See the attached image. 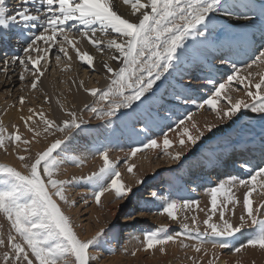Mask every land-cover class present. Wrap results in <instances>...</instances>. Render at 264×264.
Here are the masks:
<instances>
[{
	"label": "rangeland",
	"instance_id": "374dc122",
	"mask_svg": "<svg viewBox=\"0 0 264 264\" xmlns=\"http://www.w3.org/2000/svg\"><path fill=\"white\" fill-rule=\"evenodd\" d=\"M25 1H28L27 6L20 5L17 7L15 4L19 1L15 2L12 7L16 9L17 12L15 15L8 16L6 19H8L7 24L12 23L11 25H14L13 23L16 21L19 27L24 28L26 25V30H29L27 35H29V38H32L30 42L36 39L42 41V39L47 38L44 36H49V34L51 36V33L48 32L47 29L60 19V23L58 22L59 24L56 29L57 32H55L53 28L55 34L52 35H55V43L63 41L65 43L67 40H75L76 45L85 51L84 36H82L83 29L81 27L86 23L85 21L87 18L91 19L93 17H98L102 19L109 17L108 15H100L98 12L91 11V9L84 4L83 0H37L35 1L36 4L34 0H20V2ZM192 1L193 0H191L189 4L182 0H171L169 2L172 3L171 9H173L175 13H177L178 9V16L180 18H186L190 22V25L191 22H196L200 15H205V13L208 12L206 9L209 5L217 4V1L223 2L224 0H196L195 4H193ZM1 2L0 0V7L2 6ZM49 3H53L51 5L52 9L47 8ZM157 3H159L158 0H152L149 3L152 12L145 15V17L137 23V26L130 28L125 25L130 35V40L127 44L128 47L124 53L125 55H123L120 66L115 73L111 74L108 81H105V77H108L107 74H101L99 71L91 68L90 65L78 69L77 73L79 79L83 82L85 87H87L86 90L93 94L89 103H85V105L81 107V111L79 110L77 112L81 114L80 119L71 122L67 119L65 125L62 124V122H56L57 127L52 128V130L54 132L57 131L60 137L55 138L50 144L43 148L38 146L33 149L32 145L26 141L24 137L16 133L11 135L9 139L11 143H15V141L18 143L19 140L22 141L23 146L20 148L18 156L24 164L26 173L24 174L16 171V169L3 163L0 159V264H57L59 262H69L70 264H100L98 263V257L102 256V253L96 250L97 246L101 240L104 241L108 239V235H114L116 229L118 230V234L116 235L117 239L121 236L120 243L124 241L125 244L127 241L126 238L131 235L130 237H132V239L141 238L143 243H145L144 249L146 250L150 249V247L151 249L160 248L162 244H169L168 242H170V244L172 242H179L187 237L194 241L217 240L216 243L221 247L223 255L225 254L227 256L230 255V252H234V255H239L240 251L244 250L243 248H245V246L252 244L256 245V243L259 244L261 243L258 242L259 239L261 237L264 239L263 234H261L264 232V215L260 214L261 210H264V168L253 171L248 175H242L244 179L239 177L241 180L240 182L237 179L238 176L235 175L236 172H231L218 181H208L209 183L203 179H197L195 180V184L198 187H196L197 189L195 191L191 190L193 187H189L188 183L177 187L176 193L178 195L177 197H179L178 201L175 199L177 202L171 201L165 204V206L162 204H159V206L155 205L153 201L151 204L152 198H158L159 195L160 197H165V193L160 191V189L165 186V179H168L170 183L172 182L171 176H175L177 173L179 174V172L183 170V167L188 166L193 168V166L197 164L199 161L197 158L198 155L204 151L200 147L197 148V154L193 153L191 155V153L187 151L188 157L186 156V159L184 158L179 162L178 167L169 168L159 175L157 179L160 181V187L156 189L159 195L155 194L151 196V194L148 196V190L146 189L152 187L151 183L153 180H144L145 177L141 179L143 180L142 183L136 187L133 186L134 190L131 194H128L122 186H119L121 187L119 190V187L115 185L110 186V182L119 175L118 171L120 173V169L124 164L145 166L149 161L154 164L156 159L162 160L160 156L163 155V150L158 153V158H154L151 156V154L154 155V151L150 150L149 145H158L160 141L163 142V140H168L169 136H175L178 133V129L186 122L189 124L192 123V118L196 116L202 115L200 117H206V115H217L220 112L218 111L220 108L224 109V111H232L234 107L230 102L236 98H232L234 94H236V96L237 94L244 95L247 94L249 90L259 92L262 91L264 87V65L262 61L264 60V47L260 51L257 50V53L249 58L248 62L243 66L246 67L244 70L250 69L249 71L253 75V78H250L251 82L245 80L246 78L242 79L241 75H235L236 72H241L236 71L238 69L228 70V78L223 76L222 72L226 67H223L220 61L217 65V62L213 61L216 57L210 58V60L205 61L206 63L202 61L199 62V68L186 76V74L182 72L184 63L173 57L176 53V41L173 42V38L185 37V28L182 26L181 29L175 30V37L169 36L167 37L168 39L166 38V45L155 41V38L153 39L154 42L152 41V47L155 46L158 48L159 52L163 50V47H166V49L162 51L163 54L160 59H152L148 51H146L142 57L134 58L137 62V68H135L134 76L132 77L133 88L129 87L130 89L127 88L120 92L115 89V86L117 87L118 76L130 65L129 59L132 54L131 44L134 40H137L136 38L138 36L135 35V33L138 34L141 25L144 24L145 21H155L162 14L160 13L158 16L159 5ZM104 7L108 10L110 17L114 18L110 6L105 3ZM7 9L9 10V8ZM211 11L212 10L209 12ZM24 12H27L26 14L28 15L30 13L31 17H36L39 21L30 19L29 22L28 19H26L23 20L25 22L19 23V20L22 18L21 14ZM65 14H69V18L67 17L68 20L65 19ZM165 19L164 25L170 29V26L174 25V23L169 18ZM65 20L69 22H66V24H68L63 32L68 36L66 38L62 34V26ZM73 20H76V22L74 21L76 27L80 26L81 29L73 28V26H75L74 23L72 24ZM78 20L82 23L78 22ZM4 24H6L5 21H3V23L0 22V27H3ZM28 24H30V26H28ZM196 24L199 25V23ZM220 24V28L222 29L223 23H219V26ZM221 29L219 30L221 31ZM110 37V35L105 37L102 36V39H110ZM45 41L49 40L46 39ZM103 42L101 43L103 44ZM180 44H183L182 46L186 47L187 51L194 49V45H196L195 42H192L190 39H183ZM25 46L29 47L30 44ZM37 49L39 51L42 50V46H37ZM45 53L42 51L40 59L41 64L39 65L42 69L45 68L44 79L51 78L52 80V77H56L58 81H51L52 84H50V86L53 87V90L46 95H43L41 91L37 92V88H34L29 94L32 96V100H30L28 104L26 100L28 108L36 104L41 105L42 109V107L48 106L46 104L48 101L47 99H51L52 97L60 99V92L67 88L68 79L76 77L75 71H72L74 70L73 65H71L70 62L68 64L67 61H60V52L58 53L59 55H57L58 59L56 60L57 62L55 61L56 64L55 62L53 63L54 59H51L50 62L47 61L48 64L46 62L47 59L43 58V54L45 55ZM218 58H220V56ZM30 61H34V58L32 57ZM210 62H213L211 65L212 68L208 66ZM176 65L181 72L180 75H178V79L174 77L172 71ZM203 65H206V67ZM66 68L68 70H66ZM1 73L2 70L0 68V74ZM34 73L35 71H31L28 73V76L31 74L34 75ZM254 77L259 79L258 83L263 86H261L262 88L257 86L258 84H256ZM138 78L141 80V83L137 82L138 85H134L135 80ZM223 81H227L226 87L230 90V93H227L226 99H220L218 101V97H215L214 94L220 91ZM90 82H95V85L88 86ZM33 83L34 82L31 81L29 85ZM57 84L59 87H57ZM5 88H3L2 92L4 90L8 92L11 90V88ZM10 92H12V97L10 96L9 98H11L13 104L17 103L20 97H24L23 94H19L18 91L15 95H13L14 91ZM109 92L113 94H109ZM121 93H123V95ZM251 99V102H246V104H244L246 106L243 105V108H237L240 110V113L236 115L237 120L234 125L235 128L233 127L231 130L223 131L222 138L219 141L220 143L216 142V144L214 142L215 145L210 147L207 145L208 147L205 146L206 148H202H209L210 151L213 150V152L217 153L221 152L225 145L235 146L237 142L247 143V138H249L250 135L261 137L260 135L264 133L262 132L264 131V126H259V122L264 118V114L262 115V113H264V94L263 97L259 99ZM151 100H156V102L152 104ZM211 101H215L217 104L218 102L221 103V107L219 108L218 106L217 114L212 112L210 105ZM254 108H257L259 111L257 112ZM252 112H255L254 114L257 116ZM221 113L222 111L219 114L221 115ZM246 114L248 116H245ZM98 115L102 118H97ZM185 126L186 125H184V127ZM153 127L155 131L152 129ZM94 129H96V132H100L101 130L104 133L108 132V134L106 133L108 137L116 138L117 142H120L119 144L127 149L126 151L129 155L127 154L126 157H121V160L119 159L117 162H112L116 154H114L115 152L113 154H108V146H112V144L109 139V144L107 146L103 145L105 139V135L103 134L101 139H98L99 141L93 140L90 145L89 142L88 144L86 141L82 142L84 143V145H82L83 147L87 146V154L93 152L94 157L98 159V161H96V158H93L88 164L86 162L83 163L81 154H74L75 152L81 153V151H72V149L74 147L79 148L82 138L87 139L89 134H93ZM62 132H65V134ZM76 132L80 134V138L74 136ZM4 137H0V151L3 149L5 140H7H3ZM259 139L262 142L263 138ZM34 143L36 145L39 144L37 139H34ZM112 148L114 147L112 146ZM80 149L82 148L80 147ZM148 151L153 153L149 155ZM172 152L173 149H170L169 153L172 154ZM62 158L64 161L67 159V162L71 165L70 169L69 167L68 169L66 167L62 169V173L65 169V171L69 170L67 174L65 173L66 176L64 174L63 177L59 175L57 167L58 162L61 161ZM106 159H108V162ZM141 162L144 163V165H142ZM97 165H101V168ZM91 166L93 168L95 166L97 170H94ZM84 168L88 170H86L85 173H89V171H91V173L84 175ZM70 170L74 173L72 174ZM75 170H78V172H75ZM106 171L110 173H107V177L103 178ZM164 174L165 177H163ZM133 177V179H135L136 175ZM139 178L141 177L137 179ZM228 178H233L234 181L237 182V185L234 183L232 184L234 187H228L226 182H224ZM103 185L105 186L103 187ZM109 186L110 188L107 189L106 187ZM221 186H224L222 189L228 187L227 191L225 189L223 191ZM112 187V192H114L115 195V200L113 202L123 201V198L127 196H130V199L132 198L131 203L128 202L126 205H122L121 211L116 210L118 220L123 219V221L120 222V224L115 223L114 218L111 219L108 213H106V215L104 214L103 221L94 218L90 219L91 209L97 205V202L98 206H101L99 203H101L100 201L102 200L100 199V197L102 198V192H110L109 190L112 189ZM103 189H107V191ZM230 192L240 194L238 203L240 205V211L242 212V218L250 222L245 226H241L238 230H234L231 233L212 234L203 230V226L194 228L189 225V223H186V221L180 220L179 222L176 219L174 221H172L173 219H168L172 211L174 209L176 211L179 206L187 205V207H190L194 205V203L198 204V202L199 205H203L201 203L205 202L208 211L209 209L218 207L215 205L217 201H219L220 209H223L221 206L227 209L229 207L228 203H220V193H227L226 195H228ZM83 195L86 197L84 196L83 198ZM98 195H100V197ZM124 202H127V200ZM108 204L111 205V201H109ZM220 209L218 210L220 211ZM255 214L257 215L256 218L254 217ZM259 214L261 216H259ZM94 221L97 224L103 225V227L99 229L96 228L92 234V240L88 242L87 239H83L79 236L78 230L84 228L87 222L93 226V224H95ZM125 231L126 235L124 233ZM115 243L116 242H114L112 246L116 247L115 251L117 252L120 244L115 245ZM163 245L162 247L165 246ZM148 252L149 251H144V254L141 252V256H145L146 258ZM227 252L229 254H227ZM138 264H140V262Z\"/></svg>",
	"mask_w": 264,
	"mask_h": 264
},
{
	"label": "bare ground",
	"instance_id": "6f19581e",
	"mask_svg": "<svg viewBox=\"0 0 264 264\" xmlns=\"http://www.w3.org/2000/svg\"><path fill=\"white\" fill-rule=\"evenodd\" d=\"M151 1L152 0H83L84 4L87 5V7L91 9V11L98 12L100 15L109 16L107 18H102V19H99L98 17L97 18L93 17L91 19L87 18V20L85 19L86 23L85 24L83 23L84 25L81 27L84 33V35L82 33V36H84L85 51H83L82 48L76 45L75 40L74 41L67 40L64 43V41L61 39L63 42L55 43V35L52 34H55L54 30L55 32H57L56 31L57 25L60 23L59 18H57L59 19L58 20L59 23L58 22L54 23L50 25L49 29H47L48 32L51 33V36L50 34L49 36H44L47 38L42 39V41L40 39L39 40L36 39L32 43H30L29 47H25L23 44L22 34H24L25 32L29 33V30H26L27 26L25 25L24 28H21L17 26L18 22L16 23V21L15 23H13L14 25H11L12 23L7 24L8 19L6 18L8 16L15 15L17 10L12 7L14 3H11L9 1H3L1 3L2 6L0 7V22L3 23V21H5L6 24H4L3 27H0V43L1 40H3V42L6 44V50L8 53V56H6L5 59L0 61V65H2L0 66L2 70V73L0 74V137L7 136L4 137L3 140L5 139L8 140V141L5 140V143L3 144V149L0 151V159L2 160L3 163H6L7 165L16 169V171L20 173H24V174L26 173L24 164L22 163V161L18 156L20 148L23 146L22 141L19 140L20 142L18 141V143L16 141L15 143H11L9 139L12 134L16 133L19 134L21 137H24L26 141H28L32 145L33 149L37 148L38 146H40V148H43L48 144H50L55 138L60 137L57 131L54 132L52 130V128L57 127L56 122H60V123L62 122V124L65 125V121H67V119L70 120V122L76 121V119H80L81 114L77 112L79 110L81 111V107L84 106L85 103H89L90 99L93 97V94H91L86 90L87 87H85L83 82L79 79L77 73L78 69L90 65L91 68H93L96 71H99L101 74L102 73L107 74L108 77H105V81H108V78L111 76V74L115 73L118 67L120 66L123 55H125L124 53L126 51V48L128 47L127 44L128 41L130 40V35H129V30L126 28V26L130 28H134L135 26H137V23H139L140 20L143 17H145V15L150 14L152 12L151 11L152 9L149 5ZM170 1L171 0H158L159 2L157 3L159 5L158 16L160 15V13H162L163 15L161 14L160 17L155 21L154 20L145 21V23L141 25L138 34L135 33V35L138 36L136 38L137 40H134L131 44L132 54L129 59L130 65L127 69H125L121 73V75L118 76L117 87L115 86V89H117L119 92L129 87H132V83H133L132 77L134 76L135 68H137V64H136L137 62L135 61L134 58L142 57L144 53L148 51V53L152 56V59H156V58L160 59L163 54L162 51L165 50L166 47H163V50L159 52L158 48H156L155 46L152 47L153 39L155 38L156 39L155 41L164 43V45H166L167 44L166 38L169 36L175 37L176 36L175 30L181 29L182 26L185 28L184 29L185 37L173 38V42L176 41L175 42L176 53L175 56L173 57H175L176 60H181L184 63L182 72L185 73L186 76L190 75L193 71H195V69H198L199 68L198 63L201 61L206 63L205 61L210 60V58L216 57L215 59L217 60L214 59L213 61L217 62L218 65L219 61L222 63H226L224 58L218 59V57L221 54H223L225 58L229 59L233 50L234 51L239 50L240 53H246L251 47H257L256 49L258 50H261L263 48V46L258 47L257 46L258 43L257 44H251V43L256 39V36L254 35L256 33H260L259 35L260 42L264 43V30L262 29V25H261V20H262L261 15L264 14V0H224L223 2L217 1V4L209 5V7L206 9V11L208 12H206L205 15L204 14L202 16L200 15L199 19L196 20V22H191L192 26L190 25V22L186 18H180L178 16L179 15L178 9H177V13H175L174 10L171 9L172 3H169ZM182 1H185L188 4L191 3V0H182ZM251 1L256 2V4H254ZM195 2L196 0L192 1L193 4H195ZM105 3L108 6H110L111 11L113 12L112 16L114 18L110 17L108 10L106 9V7H104ZM27 4L28 1L25 2L19 1L15 5H17L18 7L20 5L27 6ZM52 4L49 3V5H47L48 6L47 8L52 9L51 8ZM7 8H9V10ZM210 10L212 11L209 12ZM26 13L24 12L21 14L22 18L19 20V23L25 22L23 20L26 19H28L29 22L30 19L31 20L33 19L34 21H39L38 19H36V17H31L30 13L29 15ZM68 15L65 14L66 20H68L69 18ZM165 18L171 19L174 23V25L170 26V29L164 25V22L166 20ZM66 20L65 22H63V26H62L63 27L62 34L65 38L68 36L63 32L65 31V28L69 23ZM74 21L76 22V20H73L72 22V24L73 23L75 24L73 28L75 27L81 29L80 26L76 27V23ZM66 22L68 23L66 24ZM78 22L82 23L80 20H78ZM253 22H255L256 25L252 24ZM196 23H199V25ZM219 23H223V27H222V29L224 28L223 32L222 29L220 28L221 24L219 26ZM30 24H28V26H30ZM16 29H18V32L15 31ZM219 29H221V31ZM13 34L15 35L14 37L15 41L12 40L14 38L11 37ZM108 35L111 36L110 39H102V36L105 37ZM16 38H18L20 41L14 48L13 46L10 45V43H16L18 41ZM46 39L49 41H45ZM183 39H190L192 42H195L196 44L194 45L195 48L191 49L190 51H187V48L182 46L183 44L182 45L180 44ZM101 42H103V44ZM37 46L38 47L42 46V50L39 51L37 49ZM57 50L61 54L60 61L63 62L67 61L68 64L70 62L71 65H73L74 70L72 71H75L76 77L68 79L69 81L67 88L60 92V96H61L60 99L56 97L47 99L48 101L46 100L47 101L46 104L48 106L44 108L42 107V109H41V105H36V104L28 108L27 104L30 100H32V96H30L29 94L34 88H37V92L41 91L43 95H46L47 93H50V91L52 92L53 90V87L50 86V84H52L51 81L53 80L55 82L58 81L56 77L55 78L52 77V80L51 78L45 80L44 79L45 68L42 69L41 66H39L41 64L40 59L42 56V51H44V53L46 52L45 55L43 54L44 56L43 58L47 59L46 62L47 61L50 62L51 59H54L53 61L54 63L58 59L57 55H59L58 54L59 52ZM243 55H245V57L248 56L247 54H243ZM1 56H5V54L3 53ZM32 57L34 58V61H30ZM263 57H264V53H263ZM262 61L264 65V60ZM212 64L213 62H210L208 66L212 68L211 66ZM144 66L147 67L148 64L147 66L146 65ZM203 66L206 67V65ZM228 66L231 67V65ZM245 68L246 67H241V68L232 67L231 70L238 69L236 71H241V72H236L235 75L237 76L241 75L242 79L246 78L245 80H249V82H251L250 78H253V75L250 73L249 71L250 69L244 70ZM66 70L68 69L66 68ZM228 70H230V68L226 67L222 72L223 76H226L227 78L229 76L227 75ZM31 71L32 72L35 71L34 75L31 74L32 76L31 75L28 76V73ZM172 71L174 77L178 79V75H180L181 73L178 70V66L176 65ZM254 80L256 84H258L257 85L258 87L262 86L259 85L258 78L254 77ZM31 81L34 83L29 85V82ZM95 82H90L88 86L95 85ZM137 82L141 83V80L139 78L135 80L134 85L137 84ZM99 85L102 86L101 84ZM226 85H227V81H223L222 86L220 87V91L214 94L215 97H218V101L220 99H226L227 93L228 94L230 93V90L226 87ZM5 87L11 88L10 91H14L13 95H15V93L17 94L18 91V93L19 94L22 93L24 97L22 98L20 97L17 103L13 104L11 98H9L12 92L9 91L10 92L9 93L7 90H4L2 92L3 88ZM57 87H59L58 84ZM109 94H113V93L109 92ZM121 94L123 95V93ZM263 94H264V87L263 90L259 92L249 90V92L244 95L237 94L236 96V94H234L232 98L234 97L236 98H234V100L230 102V104L234 107L232 108V111H228V110L224 111V109L220 108L221 107L220 102H218L217 104L215 101H211L210 105L212 112L217 114V110L219 106L220 110L218 111L220 112L222 111L221 115L219 114L220 113L219 112L217 115L214 114L212 116L211 115H206V117H200L202 115L196 116L192 118L193 120L192 123L189 124L186 122L184 124L186 125L185 127L183 125L180 129H178L177 130L178 133L175 136L173 137L169 136L168 140H163V142L160 141L158 145H153V144L149 145L150 150L154 151V155L151 154V156H153L154 158L156 157L158 158V153L161 152V150H163L162 153L163 155L160 156L162 160L160 161L156 159V162H154V164H152L149 161L145 166L124 164V166L120 169V173L118 171L119 175L113 178L112 181L110 179L111 181L110 186L111 185H115L117 187L122 186V188H124L125 191L128 192V194L129 193L131 194V192H133L134 190L133 186L134 187L138 186L140 183L143 182V180L141 179L145 177L144 180H150V179L153 180L151 183L152 187L146 189L148 190L147 191L148 196L151 194H152L151 196H154L155 194L159 195V193L156 192V189L160 187V181L157 179L159 175L164 173V171H167V169L169 168L178 167V163L181 162L188 155L187 151L190 152L191 155L193 153L197 154V150H198L197 148L200 147L204 151L201 154L199 153L200 155H198L197 157L199 161L197 162V164L193 166V168L185 166L183 167V170L179 172V174L177 173V175L171 176L173 183L172 182L169 183L168 182L169 180L165 179L164 180L166 181L165 186H163V188L160 189L161 192L165 193L164 194L165 197H160V195L158 198L154 197L151 200V204L153 201L155 205L159 206V204L160 205L162 204L163 206H165V204H167L168 202L176 201L175 199H177L178 201L179 197H177L178 195L176 192H177V187H179V185L188 183L189 187L191 186L193 187L191 188V190L195 191L197 189L196 187H198L195 184V180L203 179L206 182L208 181L213 182V178L216 179V177L215 176L213 177L212 175V173L214 172L211 170L212 168H219L221 171V175H223L222 178L224 176H227L225 175L227 174V168H225L222 165L221 161L227 158L229 156V153L233 151L250 149L257 144H264V133L262 135L258 134L261 137H257L256 135H250V137L247 138L248 139L247 143L237 142L235 146L225 145L223 147L224 149H222L221 152H217V153L213 152V150L210 151L209 148L205 149L206 148L205 146L208 145L210 147L212 145H215L214 142L220 143L219 141L222 138V134H223L222 132L231 130V128H233L235 125V122L237 120L236 115L240 113V110L237 108L240 107L243 108V105L246 104V102L252 100L251 98L259 99L260 97H263ZM26 100H27V104H26ZM153 102H156V100L154 101L151 100L152 104H154ZM228 109L231 110L230 108ZM255 110H257V108ZM258 111L259 110H257V112ZM252 113L254 114L255 112ZM263 114L264 113H262V115ZM100 115H98L97 118L101 119L102 117ZM245 116L248 115L246 114ZM259 126H264V118H262L261 121L259 122ZM152 129H154L155 131L154 127ZM62 133L65 134V132ZM106 133L108 134V132ZM106 133L102 132V130L100 132H96V129H94V132L92 134L93 136L89 134L87 136L88 137L87 139L82 138L79 144L80 146L78 145L79 148L72 147L73 148L72 151H77V150L78 152L81 151V153L75 152L74 154H79V155L81 154V160L83 161V163L86 162L88 164V162H91V160H93V158L96 157H94L93 152L87 154L86 151L87 146L83 147L82 145H84V143L82 142L86 141L87 144L89 142L90 145L93 140L97 141L99 138L101 139V136H103L104 134L105 139L103 145L107 146L109 144L108 140L110 139L111 140L110 143L114 147L112 148V146H108V151L110 152V153L108 152V154H113L114 152H115L114 154H116L114 156V159H112L113 160L112 162H117L121 157H126L128 154L126 151L127 149L125 147L123 148L119 144L120 142H117L116 138L114 139L108 137ZM74 136L80 138V134L77 132L74 133ZM259 138H263L262 142L260 141ZM34 139H37V141L39 142L38 145L34 143ZM240 145H244V146H240ZM80 147L82 149H80ZM170 149H173L172 154L169 153ZM150 153L153 152H149V155ZM236 154H240V153L237 152ZM107 160L108 159H106V161ZM96 161H98L97 158ZM229 161L233 163L232 157L228 159V162ZM141 164L144 165V163L142 162ZM237 165H239L238 162H236L233 165L229 164L230 168L236 167ZM70 166L71 165L67 162V159L64 161L62 158V160L59 161L57 165L59 175L63 177L65 173L67 174L69 170L65 171L66 170L65 169L64 172L62 173V169H64V167H66L67 169L69 167L70 169ZM97 166L101 168V165H97ZM93 169L94 170L96 169L95 166ZM86 170L87 169L84 168V175L91 173V171H89V173H85ZM76 171L78 172V170H75V172ZM237 171L238 173H240V176L238 173H235V175L238 176L237 179L240 182L241 181L240 178L244 179V176H242L243 173L241 170H237ZM71 173L73 174L74 172ZM107 173L110 172L106 171V174L103 178L107 177L106 176ZM134 175H136L135 179H133ZM138 177L141 178L137 179ZM163 177H165V174L163 175ZM224 182H226L228 187L230 186L234 187V185H232L234 183L235 185H237V182L234 181L233 178H228ZM104 186L105 185H103V187ZM110 186L106 188L109 189ZM224 186H221V189ZM228 187L223 188L222 190L224 191L225 189L227 191ZM120 188L121 187H119L118 190ZM107 189H103V190L107 191ZM112 190L113 187L112 189L109 190L110 192L108 191L102 192L101 195L102 198L100 197V195H98L100 199H102L100 201L101 203H99L101 206L99 207L97 202V205L93 209H91L92 211L90 214V219L94 218V219H98L99 221H103L104 214L106 215V213H108L111 219L114 218L115 223L120 224V222L123 221V219L118 220L116 210L121 211L122 205H126L128 202L131 203L132 198L130 199V196H127L123 198V201L113 202L115 200V195L114 192H112ZM220 194H221V196L219 195L221 198L220 203L221 204L223 202L224 204L228 203L229 207L227 209H224V206H221L223 207V209H220L218 203L219 201H217L215 202V205H217L218 207L217 208L215 207V209H209L208 211L206 206L207 204H205V202H202L201 204L205 205L206 207L203 205H199L198 202V204L194 203V205L190 206L191 208L187 207V205L179 206V208L176 211L175 209L172 211L171 216L169 215L170 218L168 219H173L172 221L176 219L179 222L180 220L184 222L186 221V223H189V225L193 226L194 228L197 226H203V230H205L207 233L210 232L212 234L231 233L234 230H238V228H240L241 226H245L248 223H250L247 222L246 219L242 218L241 215L242 212L240 211V205L238 203L240 199V194L237 193L234 194V192H230L228 195H226L227 193L226 194L220 193ZM84 196L85 195H83V198ZM125 200H127V202H124ZM109 201H111V205L108 204ZM218 209H220V211ZM260 214L264 215V210H261ZM260 214L259 216H261ZM254 217L256 218L257 215L255 214ZM102 227L103 225L97 223L91 226V224L87 222L85 223L84 228H80L78 230V234L81 238L87 239V241L90 242L92 240L91 239L92 234L96 230V228L99 229ZM117 231L118 230L116 229L114 231V235L112 236L107 234L108 236L107 235L106 236L108 239L104 241L101 240L99 242L96 250L102 253V256L98 257V263L138 264L140 262V264H264V239L262 237L258 241L261 243L259 244L256 243V245L252 244L245 246V248H243L244 250H241L239 255L237 254L234 255L233 254L234 252H230V255L227 256L225 254L223 255L221 247L216 243L217 240L214 241L213 239H210L209 241L208 240L194 241L186 237L183 240H180L179 242L178 241L172 242L171 244L170 242H168L169 244L166 245L164 244L165 246L162 244L164 246L162 247L161 245L162 248L160 247V248L151 249L150 247V249L146 250L144 249L145 243H143L142 239L141 238L132 239V237H130L131 235L126 238L127 241L125 242V244L124 241L120 243L121 236H119V238L117 239L116 237V235L118 234ZM124 233L126 235V231ZM261 234H263L264 236V232ZM114 242H116L115 245L120 244V247L117 249L118 253L115 251L116 247L112 246ZM144 251H149V252L148 254L146 253L147 254L146 258L145 256H143L144 257L143 259L141 254ZM227 254L229 253L227 252ZM57 264H70V263L59 262Z\"/></svg>",
	"mask_w": 264,
	"mask_h": 264
}]
</instances>
